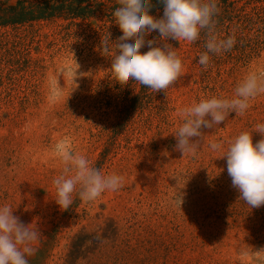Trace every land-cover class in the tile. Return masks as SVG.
Masks as SVG:
<instances>
[{"label":"rangeland","instance_id":"obj_1","mask_svg":"<svg viewBox=\"0 0 264 264\" xmlns=\"http://www.w3.org/2000/svg\"><path fill=\"white\" fill-rule=\"evenodd\" d=\"M229 1L235 13L260 16L259 38L210 53L207 69L198 63L206 41L169 39L182 61L180 79L167 95L142 93L133 83L126 102L114 84L104 87L112 78L116 39L100 21L0 27V206L9 205L40 231L37 249L41 238L53 235L39 264H264V205L250 208L239 199L227 158L209 147L223 141L226 149L244 131L259 141L254 127L264 123V95L244 115L232 112L216 128L202 129L195 155L174 150L178 109L232 98L248 72L264 69V1ZM77 64L74 81L68 72L59 76L62 67ZM57 77L62 95L53 98L50 84ZM118 110L127 119L119 120ZM64 138L92 166L124 176L123 187L88 203L78 187L71 207L61 210L53 180L62 164L54 150Z\"/></svg>","mask_w":264,"mask_h":264},{"label":"clouds","instance_id":"obj_2","mask_svg":"<svg viewBox=\"0 0 264 264\" xmlns=\"http://www.w3.org/2000/svg\"><path fill=\"white\" fill-rule=\"evenodd\" d=\"M160 2L164 5L163 16L155 18L149 11L151 0H118L120 6L113 15L122 35L115 41L111 74L114 82L122 87L128 85L131 79L155 93L163 91L167 95L169 87L175 85L183 74L181 58L168 42L169 39L193 43L204 31L207 51L199 56L198 63L205 69L210 64V53L218 55L228 52L237 41L234 36L219 38L216 34L214 17L219 12L216 0ZM154 31L159 36L146 40V36ZM109 40L103 42L105 52L109 49ZM146 44L149 50L142 53L140 50ZM78 68L79 65L75 69L62 67L59 76L68 72L74 81L79 75ZM50 94L53 98L62 95L59 77L51 81ZM261 95H264V69H257L248 72L237 84L232 98L201 99L198 103L178 109L182 123L173 132L176 139L174 150L182 156L195 155L205 139L202 129L216 128L232 112L237 116L244 115ZM254 130L262 136L255 144L253 131H244L229 141L226 149L223 141H212L209 147L221 152L220 157L227 158L231 186L239 192V199L250 208H259L264 205V123L256 124ZM54 151L62 164L61 175L53 180L55 202L61 210L71 207L73 193H77L78 187L77 194L86 203L94 202L105 191H117L123 187L124 176L106 174L92 166L84 155L74 152L70 139L58 141ZM29 225L13 215L9 205L0 206V264H29L28 257L38 251L34 245L41 235L38 229Z\"/></svg>","mask_w":264,"mask_h":264},{"label":"trees","instance_id":"obj_3","mask_svg":"<svg viewBox=\"0 0 264 264\" xmlns=\"http://www.w3.org/2000/svg\"><path fill=\"white\" fill-rule=\"evenodd\" d=\"M264 0H244L245 4L254 2H262ZM219 8L218 14L214 17L216 20V34L219 38H227L234 36L237 42L244 40H251L259 38L262 33V28L257 26L259 15L245 14L241 15L235 13V6L233 1L216 0ZM152 7L150 14L155 18L163 16L164 5L160 0H151ZM118 0H0V27H17L23 24L48 21L54 19L67 20L69 24H78L79 20H98L101 22L105 34L118 39L122 35V31L115 23L113 15L115 9L119 7ZM260 6L254 5V8ZM262 8V7H261ZM257 32V33H256ZM251 34H255L252 36ZM159 33L154 31L146 36V40L158 37ZM206 33L201 32L198 41H206ZM172 43L177 44L176 40H171ZM128 42H133L129 40ZM149 47L147 44L140 50L142 53L147 52ZM134 80L129 81L126 86H121L115 83L113 77L109 79L104 87L108 90L111 84L117 89V95H121L122 101H127V97L131 94ZM142 93L148 91V88L141 85ZM140 96V95H136ZM124 102V103H125ZM120 101L117 99L115 106L119 109ZM125 105V104H124ZM118 119L125 120L123 111L118 110ZM123 115V116H122ZM53 235L48 232L46 237L40 239L37 256L29 258V264H39L44 258V254L49 246V239Z\"/></svg>","mask_w":264,"mask_h":264}]
</instances>
